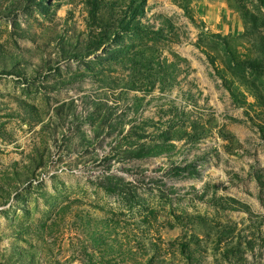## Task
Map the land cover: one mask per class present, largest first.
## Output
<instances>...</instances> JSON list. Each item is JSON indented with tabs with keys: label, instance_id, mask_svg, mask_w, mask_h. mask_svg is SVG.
I'll return each mask as SVG.
<instances>
[{
	"label": "rangeland",
	"instance_id": "1",
	"mask_svg": "<svg viewBox=\"0 0 264 264\" xmlns=\"http://www.w3.org/2000/svg\"><path fill=\"white\" fill-rule=\"evenodd\" d=\"M0 264H264V0H0Z\"/></svg>",
	"mask_w": 264,
	"mask_h": 264
}]
</instances>
